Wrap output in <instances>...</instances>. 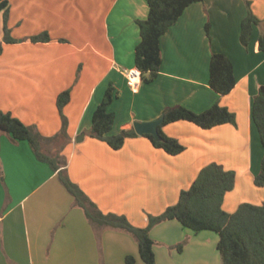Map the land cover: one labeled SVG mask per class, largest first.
<instances>
[{"label": "crops", "instance_id": "crops-1", "mask_svg": "<svg viewBox=\"0 0 264 264\" xmlns=\"http://www.w3.org/2000/svg\"><path fill=\"white\" fill-rule=\"evenodd\" d=\"M247 1L264 19V0H204L188 7L161 38L158 77L143 81L134 93L124 71L136 68L137 21L149 15L145 0H0V5L7 2L0 9V111L51 138L62 128L58 96L70 90L64 109L69 138L64 146L46 143L45 153L56 147L54 156L66 159L71 180L103 213L131 217L144 211L143 220L134 221L141 228L148 225V215L176 205L181 192L213 163L237 173L235 189L224 200L226 212L244 203L263 205L264 187L255 179L264 148L252 106L264 86L259 47L264 26H254L247 47L241 43ZM6 12L16 43L4 41ZM43 33L50 42L30 40ZM214 53L226 54L234 65L236 86L226 96L210 85ZM110 85L117 96L109 107L116 115L111 135L134 129L135 122L158 120L176 106L202 113L219 104L236 115V124L209 130L187 121L165 126L164 133L186 148L177 156L155 148L144 136L128 139L116 151L89 135ZM207 232L213 231L195 233L177 220L155 226L151 237L157 264H177L176 256L187 254L202 264V254L218 239ZM186 238L183 251H177ZM128 256L145 264L131 234L94 227L58 171L39 161L29 142H16L0 131V264H127Z\"/></svg>", "mask_w": 264, "mask_h": 264}, {"label": "trees", "instance_id": "trees-1", "mask_svg": "<svg viewBox=\"0 0 264 264\" xmlns=\"http://www.w3.org/2000/svg\"><path fill=\"white\" fill-rule=\"evenodd\" d=\"M149 6V15L145 20L137 21L140 28L141 41L136 48V67L141 70L143 81L153 82L159 75L162 66L161 38L174 26L185 10L195 3L204 0H145ZM7 2L0 5V9ZM248 13L241 24L240 40L244 46L251 41L254 26H264L252 9V3L247 1ZM210 27L207 25L209 33ZM4 41L16 43L8 28V12L5 13ZM34 43L51 41L48 33L31 37ZM259 47L264 53V30L259 39ZM210 85L212 89L226 96L236 86L234 65L231 59L223 53H214L210 64ZM115 88L110 85L104 99L98 106L90 130V137L106 142L113 150H121L126 141L139 135L135 129L124 130L117 135H111L116 115L109 110L116 98ZM71 101V91L62 92L57 99V106L62 118V128L58 135L46 138L33 126L24 124L10 112L0 111V131L10 135L14 141H27L32 147L37 159L49 164L58 171L59 178L67 191L73 196L75 205L84 210L88 220L96 228H111L123 230L131 234L137 241L139 253L145 264H157L154 251L155 241L151 237L152 229L166 221L177 220L185 228L195 233L213 231L219 235L218 251L222 264H264V204L253 205L244 203L234 213L224 209L226 195L236 186V173L225 170L218 164H210L203 168L197 179L188 190L180 194L176 205L168 207L161 215L149 216L148 225L144 228L134 226L126 216L114 213H103L98 206L74 183L66 171L67 161L60 155L52 156L44 152L46 143L58 142L63 146L68 140V120L64 115L65 107ZM252 118L258 128L264 148V86H261L252 106ZM162 122L158 128L160 138L145 134L153 146L167 154L177 156L186 148L179 140L167 136L163 128L169 124L187 121L198 127L209 130L221 125L236 124V115L228 108L219 104L202 113H196L186 107L168 108L159 118ZM258 187H264V158L261 171L255 179ZM179 252L184 244L177 247ZM127 264H135V258L128 256Z\"/></svg>", "mask_w": 264, "mask_h": 264}, {"label": "rangeland", "instance_id": "rangeland-1", "mask_svg": "<svg viewBox=\"0 0 264 264\" xmlns=\"http://www.w3.org/2000/svg\"><path fill=\"white\" fill-rule=\"evenodd\" d=\"M45 148V147H43ZM47 148V147H46ZM44 152H46L45 150L46 149H43ZM47 152H49L52 156H54L55 152L57 151L56 147L52 148V149H49L47 148ZM225 169V168H224ZM226 170V169H225ZM228 171H233V170H228ZM235 172V171H233ZM236 173V172H235ZM237 174V173H236ZM118 208L122 209V210H125V207L122 205H117ZM119 212V211H117ZM121 212H124V211H121ZM114 214H117V213H114ZM117 215H123V216H126L129 221L136 227H139L135 224V220H137L136 222H140V220H143V218L147 215L144 211L143 213H139V211L137 213H134L132 214L131 217H128L127 214L123 213V214H120L118 213ZM150 215H148L149 217ZM211 235H214L215 238L218 237L217 240L213 241V243H210V249L207 248L205 253L202 254L201 256V260H202V264H205V261L207 260L209 263L207 264H222V257H221V254L220 252L218 251V242H219V236L215 233V232H207ZM186 241H187V238L185 240L182 241L181 244H186ZM179 245V244H178ZM177 249V248H176ZM178 251V250H177ZM177 255H178V252H177ZM176 260H177V264H201V262H197V256L195 255H192V254H187V255H184V256H181L178 257L176 256Z\"/></svg>", "mask_w": 264, "mask_h": 264}, {"label": "water", "instance_id": "water-1", "mask_svg": "<svg viewBox=\"0 0 264 264\" xmlns=\"http://www.w3.org/2000/svg\"><path fill=\"white\" fill-rule=\"evenodd\" d=\"M161 120H155V121H151V122H135L134 123V129L136 131V133L139 136H144L145 134H151L153 135L155 138L159 139V132H158V128L161 124ZM84 138V134H82L78 141H82Z\"/></svg>", "mask_w": 264, "mask_h": 264}, {"label": "built area", "instance_id": "built-area-1", "mask_svg": "<svg viewBox=\"0 0 264 264\" xmlns=\"http://www.w3.org/2000/svg\"><path fill=\"white\" fill-rule=\"evenodd\" d=\"M124 74L128 80V85H129L130 89L134 93H137L140 89L142 82H143L141 70L136 67V68L125 70Z\"/></svg>", "mask_w": 264, "mask_h": 264}]
</instances>
